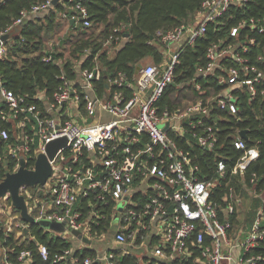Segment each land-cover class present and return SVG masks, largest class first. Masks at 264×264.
<instances>
[{
	"label": "built area",
	"instance_id": "1",
	"mask_svg": "<svg viewBox=\"0 0 264 264\" xmlns=\"http://www.w3.org/2000/svg\"><path fill=\"white\" fill-rule=\"evenodd\" d=\"M83 2L44 0L22 11L12 25L0 29V58L5 51L3 34L56 3L66 7L59 14L69 23L89 26ZM246 2L203 0L193 23L156 32L163 51L160 63H140L131 82L118 73L108 80L102 94L93 81L100 74L96 57L92 68L79 70L78 81L61 76L64 81L51 99L44 98L43 92L37 93L43 108L27 104L24 96L5 88L0 75V165L5 172L16 171L21 157L27 163L35 137L38 144L34 161L38 153H46L47 143L65 139L49 160L52 174L45 184L37 185L34 191L22 185L19 193L35 220L64 225L63 232L41 227L48 237L66 243L53 250L45 243H37V263L33 262L31 249H21L11 259L4 243L6 235L16 221L17 237H28L29 225L18 220L20 214L13 213L5 196L0 200V264H264V253L252 252L264 240V193L253 192L260 204L252 222L234 224L233 216L242 205V196L230 191L222 207L211 200L218 177L222 178L226 171L225 161L216 162L217 178L203 180L190 152L177 142L184 139L189 144L185 138L189 134L198 145L212 150L218 140L215 126L207 122L212 117V107L236 114L238 96L233 89L245 88L249 98L256 96V85L264 80V71L249 65L242 55L255 40L247 35V42H240L238 37L243 28L264 32V17L241 19L227 29L233 42L207 47V62L195 74L205 77L221 71L217 83L222 89L214 100L197 99L174 111L159 109L158 104L174 82L175 66L184 47L203 36L210 24L224 27L232 17L230 10ZM124 28L125 25L116 27L115 34L103 43L107 53L128 38ZM43 59L49 61L51 57ZM258 59L264 62L261 55ZM223 60H232L239 67H227ZM195 85L201 88L196 81ZM27 116L34 120L32 134L25 129ZM238 132L232 144L242 154L231 173L243 176L259 152L256 146H247ZM9 160H15L12 170H7ZM26 167L33 169L34 162ZM254 179L250 182L254 183ZM29 237L35 239L33 235ZM124 259L130 260L123 262Z\"/></svg>",
	"mask_w": 264,
	"mask_h": 264
},
{
	"label": "trees",
	"instance_id": "2",
	"mask_svg": "<svg viewBox=\"0 0 264 264\" xmlns=\"http://www.w3.org/2000/svg\"><path fill=\"white\" fill-rule=\"evenodd\" d=\"M41 1L44 0H0V29L12 25L22 11L29 10ZM202 1L84 0L83 4L89 13L90 21L87 27L70 24L59 14L65 11L66 7L56 3L41 13L40 17H26L9 32L10 37L5 41V51L0 58L3 85L15 94L24 96L27 104L43 108L44 102L37 98V93L43 92L44 98L51 99L55 90L64 81L61 76L67 81H75L78 77L77 64L80 63L81 69L92 68L95 65V57L100 74L93 81L99 94L104 93L108 80L118 73H123L127 81L131 82L136 76V66L145 58H150L154 63L163 60L162 45L156 38V32L171 30L188 23L199 10ZM230 13L232 17L224 27H217L220 24H210L203 36L196 39L192 45L184 47L175 66L174 82L163 93L158 103L159 109L167 108L174 111L178 108L184 109L197 99L212 101L222 89V85L217 83L220 70L201 77L195 74L196 69L206 64V49L209 45L217 42L227 45L234 41L227 34L228 27L236 25L243 18L264 17V0H247L242 7L231 9ZM120 25H125L123 32L128 33V38L115 49L112 56H109L103 43L111 34H115L113 30ZM55 31L58 32L56 42L48 47V35ZM247 35L252 36L255 43L249 45L248 50L242 55L247 58L249 65L264 71V62L258 59L260 55L264 58V32L258 33L243 28L240 30L238 40L247 42ZM49 55L51 60L45 61L43 58ZM222 63L227 67H239L232 60H223ZM192 79L200 85V89H196L195 81ZM256 88L257 94L253 99L249 98L245 88L232 90L238 96L239 110L236 114L212 107V117L207 122L215 126L218 135L212 150L198 145L189 134L185 135L189 144L184 139V142L177 139V142L190 152L193 162L198 164L200 178L203 180L217 178L216 162L220 159L225 161L226 171L222 178L218 177V182L212 189L211 200L222 207L226 203L224 196L230 191L242 196V205L233 216L234 224H240L242 221L243 224L249 225L252 222L260 204V199L253 196V192L264 193V80L258 83ZM125 94L129 95L127 91ZM26 121L25 129L32 134L34 120L27 116ZM241 129L247 130L246 145L256 146L259 152L258 158L248 165L243 176L231 173L232 165L242 154L240 150L234 148L232 139L236 131ZM37 144L38 139L35 137L30 143V152L26 158L28 167L33 165L34 149ZM0 146L2 147L1 143ZM14 165L15 160H9L7 170H12ZM5 170L0 165V180ZM252 177L255 178L254 183L250 182ZM37 187L28 189L34 191ZM249 197L250 204L245 208ZM6 201L9 204L11 202L9 197ZM12 209L13 213L19 216V211L14 207ZM241 214L242 220L239 217ZM18 220L22 221L20 216ZM14 223L12 231L6 235L4 241L13 260L21 249H31L33 262H39L35 253L37 243H45L51 250L66 245L59 239L48 237L39 224L28 227V237H17L19 228L15 227ZM31 235L35 236V239H31L29 237ZM2 237L3 231H0V241ZM252 252L264 253V240ZM129 260L124 259L123 262Z\"/></svg>",
	"mask_w": 264,
	"mask_h": 264
},
{
	"label": "water",
	"instance_id": "3",
	"mask_svg": "<svg viewBox=\"0 0 264 264\" xmlns=\"http://www.w3.org/2000/svg\"><path fill=\"white\" fill-rule=\"evenodd\" d=\"M54 2H56V0H53V3ZM70 23H72V21H70ZM126 36H128V33H126ZM9 37L10 33H5L1 36V40L6 41ZM140 68L141 64L139 63L135 68V72L137 73ZM167 126L168 124L166 123L164 129H166ZM238 134L241 138L245 140L247 139L246 129L239 130ZM64 143V138H58L47 143L46 153H38L36 155L33 169H28L26 167L25 159L21 157L17 170L14 172L6 171L2 180H0V200L5 196L9 197L12 207L19 211L21 219L28 223L29 226L32 224H39L45 228L59 230V225L62 224L47 219L35 220L27 212V205L24 197L19 193V188L22 185L29 187L44 185L46 180L52 174L49 160L53 158L56 151L63 146Z\"/></svg>",
	"mask_w": 264,
	"mask_h": 264
},
{
	"label": "rangeland",
	"instance_id": "4",
	"mask_svg": "<svg viewBox=\"0 0 264 264\" xmlns=\"http://www.w3.org/2000/svg\"><path fill=\"white\" fill-rule=\"evenodd\" d=\"M194 22V17L188 22V23H193ZM57 35H58V32L57 31H55V32H50L49 33V43H55L56 42V37H57ZM47 36V37H48ZM143 64H145V63H151V62H153L150 58H146V59H144L143 61ZM249 195H250V193H248ZM249 199H250V197L249 198H247V203H246V205H245V208H247V206L250 204L249 203ZM240 218H243V216H242V214L239 216ZM65 227H64V225H62V224H60L59 225V230L58 231H60V232H63L65 229H64Z\"/></svg>",
	"mask_w": 264,
	"mask_h": 264
},
{
	"label": "crops",
	"instance_id": "5",
	"mask_svg": "<svg viewBox=\"0 0 264 264\" xmlns=\"http://www.w3.org/2000/svg\"><path fill=\"white\" fill-rule=\"evenodd\" d=\"M40 15H41V14H39V15H37V16H34V17H40ZM70 24H72V23H70ZM50 46H51V43H48V47H50ZM114 51H115L114 49H113V50H109L108 55H109V56H112V55L114 54ZM145 59H146V58H145ZM141 63L143 64V62H141ZM77 68H78V72H79V70L81 69V68H80V63L77 64ZM78 78H79V77H78ZM78 78H77V81H78ZM241 220H242V218H241ZM241 223H243V222L241 221Z\"/></svg>",
	"mask_w": 264,
	"mask_h": 264
}]
</instances>
